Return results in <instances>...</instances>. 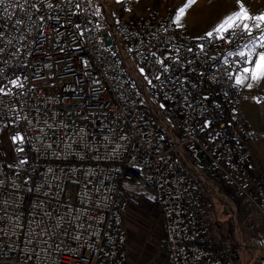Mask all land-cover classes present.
Returning a JSON list of instances; mask_svg holds the SVG:
<instances>
[{
    "label": "built area",
    "instance_id": "obj_1",
    "mask_svg": "<svg viewBox=\"0 0 264 264\" xmlns=\"http://www.w3.org/2000/svg\"><path fill=\"white\" fill-rule=\"evenodd\" d=\"M99 2L104 16L89 0L0 5V126L28 141L24 168L0 152V264H131L124 183L153 190L168 264H264V229L242 259V235L238 250L215 236L205 191L210 173L264 222L250 168L264 134L238 117L243 65L228 55L251 37H194L170 4Z\"/></svg>",
    "mask_w": 264,
    "mask_h": 264
},
{
    "label": "rangeland",
    "instance_id": "obj_2",
    "mask_svg": "<svg viewBox=\"0 0 264 264\" xmlns=\"http://www.w3.org/2000/svg\"><path fill=\"white\" fill-rule=\"evenodd\" d=\"M165 2L166 0L164 4ZM185 2L186 0H175V15ZM243 2L252 14L264 12V0H243ZM234 7V0H198V3L188 11L183 23H186L189 28L192 25L197 30L211 31L223 16L234 10ZM15 134L17 133L10 131L7 124L0 126V152L7 165L24 168L25 163L18 161L15 148L18 145H27L28 141L22 135L14 137ZM208 175H210L208 181L211 187L219 194L228 196L230 202L236 205L234 208L236 214L233 211L232 213L225 211L227 215L221 218H230L227 222L229 224L228 234L231 235L234 250L240 248L237 238L242 235L244 246L242 259L245 253L248 258V254L254 250V235L258 231L255 223L264 229V222L262 219H256V222L250 221L248 212L233 199L231 193L226 191L227 187L220 184L214 175L210 173ZM123 187L130 200V207L125 216V228L129 235L127 250L131 264H168L163 221L154 202L153 190L141 183H124ZM212 188L205 185V191L209 196L208 201L216 203L221 212L223 207L220 206H229L215 198L216 195ZM213 198L215 200H212ZM211 208H214V205L211 204ZM229 208L231 211V206Z\"/></svg>",
    "mask_w": 264,
    "mask_h": 264
},
{
    "label": "snow or ice",
    "instance_id": "obj_3",
    "mask_svg": "<svg viewBox=\"0 0 264 264\" xmlns=\"http://www.w3.org/2000/svg\"><path fill=\"white\" fill-rule=\"evenodd\" d=\"M126 2L127 0H116L118 4ZM197 3L198 0H186L185 4L177 10L173 18V23L177 28L184 27V18ZM234 3V10L223 16L213 29L206 32L200 39L220 40L231 44L232 39L238 35L251 37V40L242 47H238L235 52L228 53L229 56L239 57L243 65L234 77L235 85L251 90L264 84V12L252 14L243 0H234ZM4 4L5 0H0V5ZM16 23L19 24L20 21L17 20ZM201 48H203L202 45ZM140 71L144 73V69ZM156 78L159 79V77ZM148 82L151 84V80ZM11 83L16 85L17 82L11 81ZM256 102L259 103L260 100L257 98Z\"/></svg>",
    "mask_w": 264,
    "mask_h": 264
},
{
    "label": "crops",
    "instance_id": "obj_4",
    "mask_svg": "<svg viewBox=\"0 0 264 264\" xmlns=\"http://www.w3.org/2000/svg\"><path fill=\"white\" fill-rule=\"evenodd\" d=\"M90 4L95 12H98L100 16H104V11L102 7L100 6L99 0H89ZM106 5L110 9H118L119 4L116 3V0H105ZM152 2V3H151ZM148 1V0H140L141 5H151L154 8H156L158 11H162L167 5H173L175 7V0H166L164 4V0H155V1ZM120 12L128 13V10L120 9ZM186 25V23H183ZM190 31L191 34L194 37H202L205 35L206 32L210 30H197L195 27L190 25ZM256 34L255 32L253 35ZM242 88V94H241V104L239 108V115L238 117L242 119V121L247 125V127L256 134H264V84H262L259 87H254L253 89L249 90L247 88ZM259 99L260 102L257 103L256 99ZM262 98V99H261ZM250 168L252 173L255 176H261L264 175V139L259 140L253 147V157L250 162ZM222 184V183H220ZM224 185V184H223ZM225 186V185H224ZM228 193H231V191L227 188ZM154 195V194H153ZM211 204L214 205V208H211ZM208 209H209V216L213 220L215 224V236L219 241L231 243L232 238L229 233V224L227 223L230 219H223L222 216L225 215V211L227 213L236 214L234 209H231L228 207H223L222 211L219 212L218 206L216 203H212L209 201L208 203ZM222 208V206H220ZM220 208V209H221ZM227 209V210H226ZM231 217V215H230ZM164 227V224H163ZM165 235V232H164ZM129 239V235H128ZM129 242V241H128ZM166 245V240H165ZM130 257V256H129Z\"/></svg>",
    "mask_w": 264,
    "mask_h": 264
},
{
    "label": "water",
    "instance_id": "obj_5",
    "mask_svg": "<svg viewBox=\"0 0 264 264\" xmlns=\"http://www.w3.org/2000/svg\"><path fill=\"white\" fill-rule=\"evenodd\" d=\"M102 34H103V37H104V40H105L106 45H107V46H111V45H112V40H111V38H110L108 32H107L106 30H104V31L102 32Z\"/></svg>",
    "mask_w": 264,
    "mask_h": 264
},
{
    "label": "trees",
    "instance_id": "obj_6",
    "mask_svg": "<svg viewBox=\"0 0 264 264\" xmlns=\"http://www.w3.org/2000/svg\"><path fill=\"white\" fill-rule=\"evenodd\" d=\"M154 202H155V199H154Z\"/></svg>",
    "mask_w": 264,
    "mask_h": 264
}]
</instances>
